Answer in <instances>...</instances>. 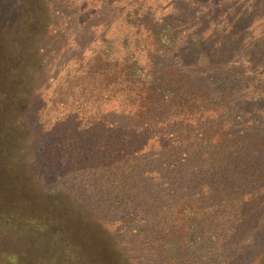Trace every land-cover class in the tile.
I'll return each instance as SVG.
<instances>
[{"label":"rangeland","instance_id":"1","mask_svg":"<svg viewBox=\"0 0 264 264\" xmlns=\"http://www.w3.org/2000/svg\"><path fill=\"white\" fill-rule=\"evenodd\" d=\"M34 7L45 27L34 39L44 61L38 95L32 93L30 70L17 76L28 78L25 86L33 95L30 114L35 115L26 122L35 145L33 151L21 142L10 145L21 161L7 180L0 179V264H176L180 259L176 251L161 254L147 246L158 239L157 233H121L129 231V221L119 220L120 212L111 218L101 201L107 179L101 161L114 139L92 123L97 111L103 115L121 107L116 99L94 98L100 72L96 63L107 60V67L124 58L172 64L171 71L191 76L197 87L200 73L222 79V90L231 93L240 109L235 131L263 142L245 161L253 183L241 186L253 195L246 203L262 208L263 214L257 211L236 222L241 230L239 237L230 238L228 253L209 247L211 227L202 223L205 228L192 238L195 246L182 264H264V101H245L264 97V0H0V58L5 54L11 62L24 53L28 62L35 60L25 51L27 32L17 31L20 18L29 10L34 13ZM152 25L167 27L173 40L155 44ZM185 46L195 50L198 61ZM2 99L0 95V107ZM53 99L64 101L54 107ZM149 137L146 145H155L157 138ZM84 211L102 228L108 224L114 239L100 227L98 232L74 230L69 223L81 226L76 215L82 213V218ZM104 238L107 242L100 243Z\"/></svg>","mask_w":264,"mask_h":264},{"label":"trees","instance_id":"2","mask_svg":"<svg viewBox=\"0 0 264 264\" xmlns=\"http://www.w3.org/2000/svg\"><path fill=\"white\" fill-rule=\"evenodd\" d=\"M33 9L34 13L29 10L20 18L17 31L27 32L25 38L29 47L25 51L35 60L28 62L24 53L11 62L9 57L4 59L5 54L0 58L3 65L0 69L4 73L0 77L3 90L0 95L4 96L0 107L3 111H0V169L5 173L0 179L5 177V180L6 174L15 171L21 161L19 152L10 145L21 142L32 151L35 145L26 120L35 115L30 114L31 98L38 95L44 62L34 39L40 38L45 27L38 18L37 8ZM149 31L155 44L173 40L167 27L152 25ZM32 43L34 49L30 47ZM184 51L193 55L196 62L197 55L191 46H185ZM154 60L140 63L124 58L109 62L107 67L103 63L107 60L99 59L96 63L100 72L94 98L99 102L116 99L121 107L103 115L97 111L92 123L114 139L106 160L101 161L100 170H105L107 175L102 184L106 195L101 201L111 218L120 212L123 215L119 220L129 221V231L121 233L131 236L157 233L158 239L152 240L153 244L147 242V246L161 254L178 252L180 259L176 264H182L185 254L192 252L196 243L192 238L197 232H203L205 226L201 224L205 222L211 227L209 247L228 253L230 238L239 237L241 230V224L236 222L245 217L249 220L257 211L263 214L262 208L257 210L246 203L253 195L244 193L241 188L253 183L245 161L249 154L257 153L263 142L248 139L243 131H235L234 125L241 119L240 109L232 102L231 93L222 90V79L206 77L207 72L203 71L205 74H199L201 81L197 87L191 76H184L176 69L171 71L172 64ZM29 70L35 86L33 95L25 86L28 78L23 74L17 76ZM63 101L53 99L51 102L56 107L57 102ZM245 101L254 105L263 102L264 97ZM115 118L116 122L111 121ZM9 120L13 122L11 125H8ZM106 121L108 123H103ZM152 134L157 143L146 145ZM24 168L23 164L18 166L20 174ZM84 213V220L82 213L76 215L83 221L81 226L69 223L74 230L84 233L88 227L98 232L96 227H100L99 231L104 229L101 232L106 238L108 234L113 237L108 224L102 228L101 221ZM66 229L70 231L69 226ZM106 242L104 238L100 243ZM89 243L90 240L85 242L87 248Z\"/></svg>","mask_w":264,"mask_h":264}]
</instances>
